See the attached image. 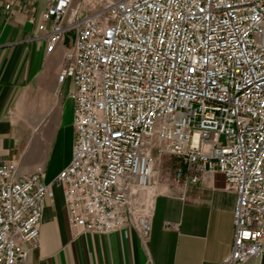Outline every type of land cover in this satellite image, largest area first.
<instances>
[{
    "label": "built area",
    "instance_id": "2783aa9c",
    "mask_svg": "<svg viewBox=\"0 0 264 264\" xmlns=\"http://www.w3.org/2000/svg\"><path fill=\"white\" fill-rule=\"evenodd\" d=\"M47 51L64 45L75 139L50 182L46 166L21 175L0 164V264L38 246L47 199L62 189L73 228L152 230L165 185L220 173L236 193L224 264L264 254V0H22L38 6ZM34 24L35 18L27 16ZM167 159L168 181L159 179Z\"/></svg>",
    "mask_w": 264,
    "mask_h": 264
},
{
    "label": "crops",
    "instance_id": "0c3cea01",
    "mask_svg": "<svg viewBox=\"0 0 264 264\" xmlns=\"http://www.w3.org/2000/svg\"><path fill=\"white\" fill-rule=\"evenodd\" d=\"M14 10L22 0H12ZM0 0V164L19 160L21 175L43 163L58 174L71 160L72 82L59 83L64 45L47 51L37 28L44 2L15 22ZM35 18L31 24L25 19ZM46 172V173H47ZM152 204L151 234L131 225L97 233L72 227L62 189L48 198L38 246L21 264H224L233 246L236 193L222 174L165 185ZM247 264H264V254Z\"/></svg>",
    "mask_w": 264,
    "mask_h": 264
},
{
    "label": "rangeland",
    "instance_id": "374dc122",
    "mask_svg": "<svg viewBox=\"0 0 264 264\" xmlns=\"http://www.w3.org/2000/svg\"><path fill=\"white\" fill-rule=\"evenodd\" d=\"M70 115H72V119H73V116H74V102L73 101L70 103ZM172 172L173 171L169 167L168 160L165 159L163 164H162L161 171H160V174H159V179L161 180V182L162 181H164V182L168 181L171 178V176H172ZM57 175L58 174H56V173H48L47 172L46 181L47 182L52 181Z\"/></svg>",
    "mask_w": 264,
    "mask_h": 264
}]
</instances>
